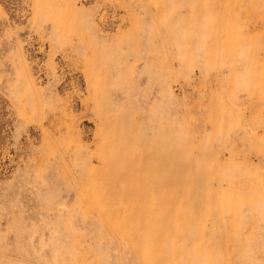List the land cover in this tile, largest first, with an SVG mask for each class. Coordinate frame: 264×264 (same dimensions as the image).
<instances>
[{
    "label": "rangeland",
    "instance_id": "rangeland-1",
    "mask_svg": "<svg viewBox=\"0 0 264 264\" xmlns=\"http://www.w3.org/2000/svg\"><path fill=\"white\" fill-rule=\"evenodd\" d=\"M0 264H264V0H0Z\"/></svg>",
    "mask_w": 264,
    "mask_h": 264
}]
</instances>
